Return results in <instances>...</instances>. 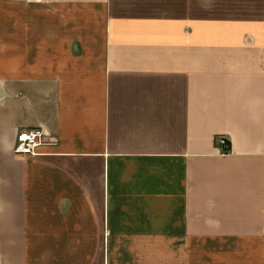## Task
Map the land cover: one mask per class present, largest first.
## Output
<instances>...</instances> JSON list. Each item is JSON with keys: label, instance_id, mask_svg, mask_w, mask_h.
<instances>
[{"label": "crops", "instance_id": "0c3cea01", "mask_svg": "<svg viewBox=\"0 0 264 264\" xmlns=\"http://www.w3.org/2000/svg\"><path fill=\"white\" fill-rule=\"evenodd\" d=\"M0 264H264V0H0Z\"/></svg>", "mask_w": 264, "mask_h": 264}, {"label": "built area", "instance_id": "2783aa9c", "mask_svg": "<svg viewBox=\"0 0 264 264\" xmlns=\"http://www.w3.org/2000/svg\"><path fill=\"white\" fill-rule=\"evenodd\" d=\"M43 137L44 131L40 128L19 132L15 145V153L35 155L37 147L42 143ZM217 141L222 147L223 152H228L230 150V144L225 137L220 136Z\"/></svg>", "mask_w": 264, "mask_h": 264}]
</instances>
